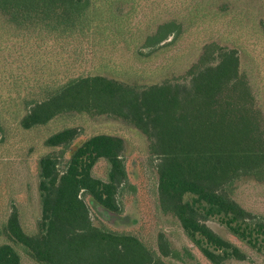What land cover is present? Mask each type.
<instances>
[{
    "label": "trees",
    "instance_id": "trees-1",
    "mask_svg": "<svg viewBox=\"0 0 264 264\" xmlns=\"http://www.w3.org/2000/svg\"><path fill=\"white\" fill-rule=\"evenodd\" d=\"M97 7L91 0H0V14L7 21L28 26L39 35L45 32L55 40L73 38L93 27ZM165 27L155 36L158 45L176 35L170 24ZM190 75L187 82L143 89L101 74L70 78L32 102L22 126L46 124L71 109L98 107L124 116L155 139L161 206L176 215L185 234L208 260L221 264L244 257L238 246L206 224L210 217L218 218L241 242L264 252V218L227 192L237 177L264 168L261 112L240 70L237 50L223 49L217 63L201 66ZM77 135V128L66 127L52 133L45 143L70 148ZM124 147L122 137L98 133L70 151L64 170L59 169L55 155L40 157L38 234L24 231L17 211L7 222L10 236L38 264H169L137 236L93 223L91 204L103 214L122 213L117 195L128 178ZM102 158L109 165L107 179L92 172ZM160 240V252L168 256L164 236ZM0 264H21L13 245H0Z\"/></svg>",
    "mask_w": 264,
    "mask_h": 264
},
{
    "label": "rangeland",
    "instance_id": "rangeland-1",
    "mask_svg": "<svg viewBox=\"0 0 264 264\" xmlns=\"http://www.w3.org/2000/svg\"><path fill=\"white\" fill-rule=\"evenodd\" d=\"M91 5H97L99 11L94 26L63 40L45 32L39 35L0 14V245H13L21 264H38L10 236L7 222L17 211L24 231L38 234L40 157L55 155L59 169L64 170L74 147L95 134L109 133L125 142L122 159L128 178L117 195L122 213L103 214L91 204L93 223L137 236L169 264H214L188 238L176 215L162 208L160 156L155 139L142 127L98 107L64 110L48 123L28 129L22 126V118L32 102L70 78L101 74L139 89L187 82L192 71L217 63L223 49H235L264 127V0H91ZM90 18L93 23L91 13ZM167 24L176 35L158 45L155 36ZM66 127L78 131L70 148L46 145L52 133ZM108 170L102 158L92 172L107 179ZM227 192L245 209L264 218V168L237 177L228 184ZM206 224L244 254L242 259L230 258L221 264H264V252L241 242L218 218L210 217ZM161 235L168 256L160 252Z\"/></svg>",
    "mask_w": 264,
    "mask_h": 264
}]
</instances>
